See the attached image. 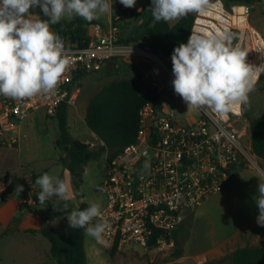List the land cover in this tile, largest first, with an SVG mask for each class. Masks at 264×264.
I'll return each mask as SVG.
<instances>
[{"label":"built area","instance_id":"2783aa9c","mask_svg":"<svg viewBox=\"0 0 264 264\" xmlns=\"http://www.w3.org/2000/svg\"><path fill=\"white\" fill-rule=\"evenodd\" d=\"M124 10L130 14L134 8ZM121 15L107 26L92 25L81 48L64 43L72 65L54 93L23 99L0 95V144L14 147L19 125L30 114L43 111L54 118L63 104L76 105L75 78L107 69L109 61L113 62L109 70L117 68V61L139 60L147 65L140 82L154 101L139 110L135 141L107 160L101 183L105 202L99 219H107L110 227L104 233L107 245L96 242L103 249L115 247L117 251L163 245L185 215L224 189L241 163L249 161L251 151L249 122L242 108L221 116L199 107L194 108L195 114L180 117L167 105L164 96L171 97L174 91L171 58L122 41L113 22ZM250 17L248 5L208 0L203 11L193 13L188 38L192 32L230 33L233 46L245 51L246 63L254 67L256 85L264 72V36ZM243 136L249 140L248 147L241 143ZM28 203L34 204L33 199Z\"/></svg>","mask_w":264,"mask_h":264},{"label":"rangeland","instance_id":"374dc122","mask_svg":"<svg viewBox=\"0 0 264 264\" xmlns=\"http://www.w3.org/2000/svg\"><path fill=\"white\" fill-rule=\"evenodd\" d=\"M136 3L143 5L144 11L140 16L132 17L120 25V31L127 33L126 39L141 32L143 21L151 13V0H136ZM250 7V23L264 36V0ZM192 13L194 12H190V14ZM146 69L147 65L139 60L125 63L117 61V68L109 75H105L101 71L79 79L74 88L78 92L77 88L81 87V95L79 96L78 92L76 105L69 107L68 110V129L71 136L98 149L101 146L100 141L87 129L83 121L90 96L106 84L122 79L134 81L143 92L146 86L142 85L140 80L143 79ZM164 97L167 105L173 108L178 116L185 117L195 114V109H188V105L174 91L171 93V97ZM76 109L78 113H76ZM242 110L244 118L247 120L264 115V72H262L254 90L249 93V102L242 106ZM36 114L42 116L44 112L38 111ZM44 125V133H40L39 128L26 132L21 153H18L15 147L0 144V153L3 156H8L6 163H0V182L5 183L6 178H9L6 179L7 185L10 184V181H16L20 173L27 171V159L32 160L36 167L42 164L41 156L53 157L54 161L44 163L45 167L48 174L58 176L70 185L69 199L63 201L53 196L49 201L36 207V210L42 211L44 217L49 218L48 223L52 221V224H47L48 229L54 233L62 234L69 222L67 217L71 212L76 211L81 203L89 205L90 202H99L101 209L103 208L105 196L100 190V185L106 175L107 153L102 151L97 158L87 162L76 190L71 175L58 162V157L64 156L65 150H54L52 147V140L58 136L57 122L55 119H51ZM240 140L245 147L249 146V140L245 136ZM249 155L248 165L239 166L235 170L230 188L225 191L222 200L212 199L198 207L193 212L190 221L184 222L186 232L180 233L177 241L168 239L163 245L147 249L135 247L122 249L116 251L111 257L110 250L101 248L94 238L86 236L84 249L87 264H228L229 257L234 250L264 244V240L261 238L262 233H260L264 231V228L259 227L258 230L250 231V220L259 214L254 198L258 195L260 180L264 181V160L256 158L251 151ZM24 161V167L20 168V163ZM8 175L10 177H6ZM26 199L20 200L22 206H28L25 202ZM65 204L70 208V212L63 216H57V213L64 209ZM35 236L43 246L46 245V250L49 252L50 243L48 240L40 234H35ZM3 238L2 248L0 247V264L33 263V254L23 251L18 246L22 242L26 245V237L18 236L14 241ZM178 250L181 254L176 257Z\"/></svg>","mask_w":264,"mask_h":264},{"label":"clouds","instance_id":"9594fccd","mask_svg":"<svg viewBox=\"0 0 264 264\" xmlns=\"http://www.w3.org/2000/svg\"><path fill=\"white\" fill-rule=\"evenodd\" d=\"M126 8L136 0H119ZM208 0H151V15L156 22H171L190 12L203 11ZM110 0H0V95L12 99L54 93L72 65L63 38L50 25L65 17H80L91 22L113 11ZM40 8L48 19L30 12ZM228 32H192L187 43H180L171 55L174 92L188 109L207 107L225 116L249 102L256 78L254 67L246 63L247 53L233 46ZM39 185L41 204L53 196L69 199L70 185L58 176L42 174ZM23 185L15 192L21 193ZM259 209L257 224L264 227V181L260 180L254 198ZM67 205L65 204V207ZM102 216L101 204L90 202L83 210L67 217L72 228L83 229L85 236L107 245L104 233L110 227Z\"/></svg>","mask_w":264,"mask_h":264},{"label":"trees","instance_id":"16d2710c","mask_svg":"<svg viewBox=\"0 0 264 264\" xmlns=\"http://www.w3.org/2000/svg\"><path fill=\"white\" fill-rule=\"evenodd\" d=\"M222 1L225 5L239 3L248 6L261 2V0ZM39 16L42 20L48 19L41 9ZM192 21L193 13L181 17L173 25L164 21L156 22L150 14L142 23V31L128 39L126 43L148 47L155 53L171 58L174 48L180 43H186ZM94 24L98 22L96 20L88 22L74 16L70 20L62 19L60 23L50 25V27L63 38L64 43L72 48H81L85 45L88 27ZM112 71L113 69H104L103 73L109 75ZM79 79L81 77L75 78V80ZM152 101L154 99L149 93L141 92L137 83L126 79L112 81L93 94L85 111L84 123L87 129L103 143V146L98 149L70 136L67 127L68 106L63 104L59 107L56 116L51 118L56 120L58 126V137L54 142V148L65 150L64 156H59L58 161L71 175L76 190L81 181V173L89 160L97 158L102 151H106L107 160H111L123 147L135 141L139 126V110L143 105ZM248 122L251 153L256 158L264 160V115L248 119ZM247 165L246 160L241 163V167ZM32 199L34 204H40L38 194H35ZM86 207H88L86 203H81L76 211ZM69 212L70 208L64 207L57 213V216H63ZM192 214L193 212L185 215L182 223L171 232L169 237L167 236V239L177 241L180 233L186 232L184 222H189ZM36 232H39L50 243L49 258L54 264H87L84 250L86 236L83 229L72 228L68 222L62 234L54 233L48 228L27 231L30 234ZM261 238L264 240V233L261 234ZM116 251L113 247L109 252L110 256L113 257ZM180 254L178 250L176 257ZM229 260L228 264H264V244L236 249L231 253Z\"/></svg>","mask_w":264,"mask_h":264},{"label":"crops","instance_id":"0c3cea01","mask_svg":"<svg viewBox=\"0 0 264 264\" xmlns=\"http://www.w3.org/2000/svg\"><path fill=\"white\" fill-rule=\"evenodd\" d=\"M110 2L113 3V5H112L113 11L110 14L101 15L99 19H96L98 24H100L102 26H107L108 24L111 23V21L113 19H116L120 14H122L120 19L116 23L118 26V29H119L120 39L122 41H127L131 37L138 35V34H135V35L131 36L130 38L126 39L127 33L126 32L122 33L120 31V25L124 21H127L128 19H130L132 17L135 18V17L140 16V14L144 11V6L138 5L136 3L135 7H133L134 11L130 12V14H126L127 10H124L125 7L119 2V0H110ZM39 10H40V8L37 7L35 9H30V12H33L34 14L39 16ZM66 19L70 20L71 18L70 19L66 18V17L63 18V20H66ZM81 19H83V18H81ZM177 21L178 20L172 21V23H170V22H168V23H169V25H173ZM91 26L88 27L87 34H90ZM141 31H142V29H141ZM77 90H78L79 96H80L81 92H82V88L78 87ZM91 96H90V98H91ZM90 98H89V100H90ZM89 100H88V102H89ZM87 105H88V103H87ZM86 108H87V106H86ZM68 110H69V107L67 108V127H68ZM85 111H86V109H85ZM37 112L30 114L19 125V128L17 130L18 143H17V145L14 146L15 150H17L18 153H21L23 150V139H24V135H26V132H28V130L29 131H31V130L35 131V129L39 128L40 129L39 132L44 133V131H45L44 123H47V122H49V120H51V118L45 116V114H43L42 116H40V115L38 116L36 114ZM76 113H78L77 109H76ZM84 115H85V113H84ZM84 115H83V121H84ZM39 124H41V125H39ZM68 132H69V129H68ZM69 134H70V132H69ZM70 136H71V134H70ZM93 136L98 140V138L94 134H93ZM57 137L52 140V147L53 148H54V142L57 139ZM83 143H85V142H83ZM1 149H4V148H1ZM5 150H8V149H5ZM54 150H55V148H54ZM7 161H8V156H6V155L3 156L0 153V163L3 164V163H6ZM40 161L42 164L34 167L33 161L27 159L26 160L27 171H25L24 173L23 172L20 173L19 176H17L16 181H14V182L10 181L11 185L9 183L7 185L6 179H9V178H6V177H10V175H8V176L4 177V178H6L4 180L5 183L0 182V247L2 246L1 241H3L2 240L3 237H4L3 239L9 238V239H12L13 241L18 236L26 237L27 238L26 239V245L22 242L18 246L21 247L23 251H27L29 253L31 252L33 254V257H32L33 263L32 264H54L51 261V259L49 258V252L46 250V245L43 246L40 243V241H38V239L36 238L37 236H35V234H40V233L39 232H36L35 234L27 233V231H39L42 228H48V225H50L48 223L49 218L44 217V214L42 211L36 210V207L40 206L41 203L39 205L33 204L32 206L28 203L32 199V197L35 194H38L40 191L39 185H37L35 183L36 179H38L42 174L48 173L44 163H47V162L49 163L51 161H54V159H53V157L41 156ZM24 163H25V161L20 163L19 167L23 168ZM230 183H231V179L225 185L224 189L219 194L214 196L212 199H215L217 201H221L222 198L225 196V194H224L225 191L230 188ZM18 184L23 185V191L21 193L15 192L16 186ZM23 198H27L25 201L27 202L28 206H26V205L22 206L21 205L20 200L21 199L23 200ZM212 199H210V200H212ZM259 227H261V226H259L257 224V216H256L255 218L250 220V231L258 230ZM261 228H264V227H261ZM260 233H264V231H262ZM35 238H36V240H35ZM84 242H85V240H84ZM26 264H30V262H26Z\"/></svg>","mask_w":264,"mask_h":264},{"label":"water","instance_id":"95a60500","mask_svg":"<svg viewBox=\"0 0 264 264\" xmlns=\"http://www.w3.org/2000/svg\"><path fill=\"white\" fill-rule=\"evenodd\" d=\"M113 65V62L112 61H109L106 65V68L109 70L110 66ZM49 224H52V221L49 223Z\"/></svg>","mask_w":264,"mask_h":264}]
</instances>
